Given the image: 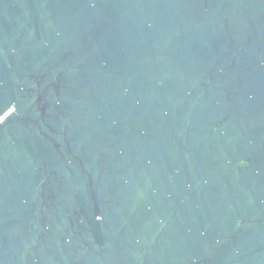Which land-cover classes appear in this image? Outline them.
I'll list each match as a JSON object with an SVG mask.
<instances>
[{
	"label": "water",
	"instance_id": "obj_1",
	"mask_svg": "<svg viewBox=\"0 0 264 264\" xmlns=\"http://www.w3.org/2000/svg\"><path fill=\"white\" fill-rule=\"evenodd\" d=\"M0 264H264V0H0Z\"/></svg>",
	"mask_w": 264,
	"mask_h": 264
}]
</instances>
